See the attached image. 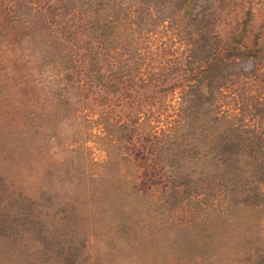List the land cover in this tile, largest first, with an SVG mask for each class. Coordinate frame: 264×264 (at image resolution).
<instances>
[{
  "label": "rangeland",
  "instance_id": "obj_1",
  "mask_svg": "<svg viewBox=\"0 0 264 264\" xmlns=\"http://www.w3.org/2000/svg\"><path fill=\"white\" fill-rule=\"evenodd\" d=\"M9 1L0 0V176L15 194L41 200L45 190L58 202L74 203L78 221L64 224L54 217L52 228L51 219L19 220L21 233L0 237V264H250L264 236V204L233 206L228 213L220 198L204 212L193 202L171 209L160 203L164 178L151 134L170 121L178 90L163 94L126 132L112 127L115 111L91 106L92 101L82 104L88 122L67 119L81 106L52 100L47 94L54 88L37 83L48 66L38 60V43L32 46L33 61L23 59L31 52L22 44L30 31L10 20ZM250 6L262 14L264 0L223 1L222 35L232 34ZM184 20L181 12L175 16L176 23ZM139 42L143 69L168 71L179 64L182 44L167 23ZM258 83L246 76L229 82L220 105L254 119ZM60 173L93 177L63 182ZM81 234L86 244L70 249L71 238Z\"/></svg>",
  "mask_w": 264,
  "mask_h": 264
},
{
  "label": "trees",
  "instance_id": "obj_2",
  "mask_svg": "<svg viewBox=\"0 0 264 264\" xmlns=\"http://www.w3.org/2000/svg\"><path fill=\"white\" fill-rule=\"evenodd\" d=\"M223 1L12 0L5 9L10 20L30 31L22 38L25 49H31L23 59L33 61L32 46H40L38 60L49 72L37 83L54 88L47 94L52 100L81 106L67 119L88 122L82 104L92 101L91 106L115 111L112 127L126 132L163 94L178 90L170 121L151 134L164 178L160 203L171 209L193 202L204 212L220 198L229 213L233 206L264 204V11L248 7L232 34L224 36ZM179 12L183 24L175 22ZM163 23L182 44L179 64L174 70H145L139 41ZM240 76L259 82L254 119L219 102L226 85ZM84 177L93 176L57 175L63 182ZM54 217L77 224L74 203L58 202L45 190L41 200L15 194L0 176V237L21 233L25 227L19 220L41 223ZM86 240L84 234L71 238L70 249ZM257 241L250 264H264V236Z\"/></svg>",
  "mask_w": 264,
  "mask_h": 264
}]
</instances>
